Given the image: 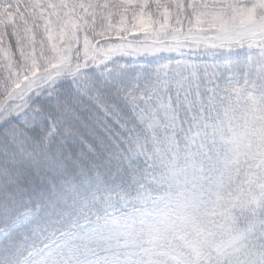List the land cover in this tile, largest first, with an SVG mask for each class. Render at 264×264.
Returning a JSON list of instances; mask_svg holds the SVG:
<instances>
[{"label": "snow or ice", "instance_id": "obj_1", "mask_svg": "<svg viewBox=\"0 0 264 264\" xmlns=\"http://www.w3.org/2000/svg\"><path fill=\"white\" fill-rule=\"evenodd\" d=\"M0 264H264V0H0Z\"/></svg>", "mask_w": 264, "mask_h": 264}]
</instances>
